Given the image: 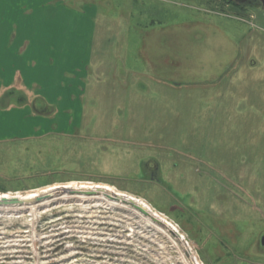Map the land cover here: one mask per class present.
I'll use <instances>...</instances> for the list:
<instances>
[{
    "label": "rangeland",
    "instance_id": "374dc122",
    "mask_svg": "<svg viewBox=\"0 0 264 264\" xmlns=\"http://www.w3.org/2000/svg\"><path fill=\"white\" fill-rule=\"evenodd\" d=\"M0 23V195L104 183L185 235L59 188L0 211V264H264L261 0H0Z\"/></svg>",
    "mask_w": 264,
    "mask_h": 264
},
{
    "label": "bare ground",
    "instance_id": "6f19581e",
    "mask_svg": "<svg viewBox=\"0 0 264 264\" xmlns=\"http://www.w3.org/2000/svg\"><path fill=\"white\" fill-rule=\"evenodd\" d=\"M59 188H70L71 191L73 190V191L77 192L80 195L81 194L84 195V192H82V189H84V190L87 189V190H90V191H96V193L93 194V195H91V196L101 195L100 196L101 199L102 198H105V199L108 198V195L110 193H118L117 195H120V196H127L128 195L129 197H133L146 210H148L150 213H152L153 216L158 217L167 226V228H169L171 231L173 230L176 234L180 235L179 237L182 240L185 239V235L180 230V228L169 217H167L162 212L156 210L144 198L138 197V196H135V195H132V194H128V193L123 192V191H119V190L115 189L113 186L108 185V184H104V183H94V182H81L79 184H62V185L61 184H52L50 186H47L45 188H42L38 192H32V193L26 194L24 196L23 195L19 196L17 194L16 196H18L19 198H21V197L22 198H24V197L27 198V197H37V196H42L43 195V196H47L46 198H48L51 195V192L54 189H59ZM4 197H6V198H12V197H15V195H13L11 192H5V193H3V194L0 195V211L1 210H5L6 208L7 209H14V210H16V209L20 208V206H23L20 203H10V204L4 203V202H2L3 201L2 199ZM108 199H110V198H108ZM111 201H116V202L118 201L117 203H121L122 205H126L127 204V203H124L122 200L121 201L120 200H111ZM127 205H129V204H127ZM147 218H148V221L150 223H153L154 225L157 226V224H155L149 217H147ZM196 260H197V262H196L197 264H202L201 262L198 261L197 258H196Z\"/></svg>",
    "mask_w": 264,
    "mask_h": 264
},
{
    "label": "water",
    "instance_id": "95a60500",
    "mask_svg": "<svg viewBox=\"0 0 264 264\" xmlns=\"http://www.w3.org/2000/svg\"><path fill=\"white\" fill-rule=\"evenodd\" d=\"M73 193H76L75 191L72 190ZM82 192H84V195H93L96 193V191H90V190H84L82 189ZM118 193H110L108 195V198L113 199V200H122L124 203H127L131 206H133L135 209H137L140 213H142L145 217H149L154 223L161 225V226H166L158 217L153 216L152 213H150L148 210H146L138 201H136L133 197L127 196H120L117 195ZM49 195V194H48ZM47 196H37V197H24V198H19V197H13V198H6L4 197L2 202L4 203H20L21 205L25 204H32V203H37L38 201H41L43 199H46ZM167 227V226H166ZM169 229V228H168ZM172 233L176 234L173 230L171 231ZM178 235V234H176ZM180 236V235H178ZM262 244L264 245V236L262 238Z\"/></svg>",
    "mask_w": 264,
    "mask_h": 264
},
{
    "label": "crops",
    "instance_id": "0c3cea01",
    "mask_svg": "<svg viewBox=\"0 0 264 264\" xmlns=\"http://www.w3.org/2000/svg\"><path fill=\"white\" fill-rule=\"evenodd\" d=\"M2 27V25H1V23H0V30H1V35H3V37H2V39H0V41H1V45H3L4 43H5V39H4V37H5V35H6V32H4V29L3 28H1ZM36 29V28H35ZM22 47L21 48H24V45H21ZM2 49H3V47H2ZM19 76H21V78H19L20 79V82L17 84V85H19L20 87L19 88H17V87H13V88H17L18 90H22V91H24V89H26V86H25V84H27L28 82H27V80L29 81V79H28V76H27V80L26 79H23L22 78V75L19 73ZM14 78V77H13ZM11 81H13V79L11 80ZM13 85V83L11 82V83H9V85L7 86L8 88L7 89H11V86ZM22 88V89H21ZM7 91V90H6Z\"/></svg>",
    "mask_w": 264,
    "mask_h": 264
},
{
    "label": "flooded vegetation",
    "instance_id": "af4514ba",
    "mask_svg": "<svg viewBox=\"0 0 264 264\" xmlns=\"http://www.w3.org/2000/svg\"><path fill=\"white\" fill-rule=\"evenodd\" d=\"M264 3V0H261Z\"/></svg>",
    "mask_w": 264,
    "mask_h": 264
}]
</instances>
